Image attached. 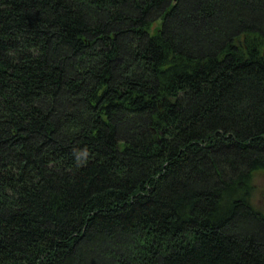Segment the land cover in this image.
<instances>
[{
  "label": "trees",
  "instance_id": "obj_1",
  "mask_svg": "<svg viewBox=\"0 0 264 264\" xmlns=\"http://www.w3.org/2000/svg\"><path fill=\"white\" fill-rule=\"evenodd\" d=\"M264 0H0V264H264Z\"/></svg>",
  "mask_w": 264,
  "mask_h": 264
},
{
  "label": "rangeland",
  "instance_id": "obj_2",
  "mask_svg": "<svg viewBox=\"0 0 264 264\" xmlns=\"http://www.w3.org/2000/svg\"><path fill=\"white\" fill-rule=\"evenodd\" d=\"M253 181L250 201L264 212V173L257 172Z\"/></svg>",
  "mask_w": 264,
  "mask_h": 264
}]
</instances>
